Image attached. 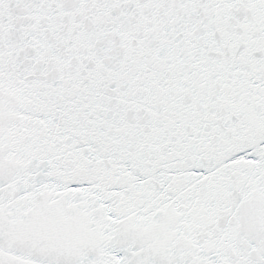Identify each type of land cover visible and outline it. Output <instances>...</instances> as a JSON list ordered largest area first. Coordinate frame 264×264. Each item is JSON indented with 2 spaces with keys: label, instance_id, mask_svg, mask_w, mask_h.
<instances>
[{
  "label": "snow or ice",
  "instance_id": "snow-or-ice-1",
  "mask_svg": "<svg viewBox=\"0 0 264 264\" xmlns=\"http://www.w3.org/2000/svg\"><path fill=\"white\" fill-rule=\"evenodd\" d=\"M0 264H264V0H0Z\"/></svg>",
  "mask_w": 264,
  "mask_h": 264
}]
</instances>
